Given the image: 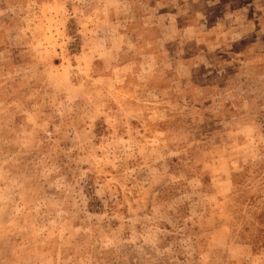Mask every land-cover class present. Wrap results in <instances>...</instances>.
<instances>
[{"label":"rangeland","instance_id":"1","mask_svg":"<svg viewBox=\"0 0 264 264\" xmlns=\"http://www.w3.org/2000/svg\"><path fill=\"white\" fill-rule=\"evenodd\" d=\"M0 264H264V0H0Z\"/></svg>","mask_w":264,"mask_h":264}]
</instances>
